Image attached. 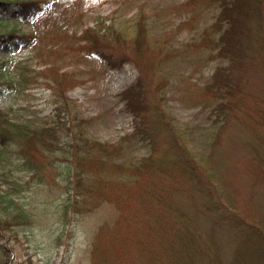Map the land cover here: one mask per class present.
Listing matches in <instances>:
<instances>
[{"label": "trees", "instance_id": "1", "mask_svg": "<svg viewBox=\"0 0 264 264\" xmlns=\"http://www.w3.org/2000/svg\"><path fill=\"white\" fill-rule=\"evenodd\" d=\"M213 5L220 10L210 29L218 35L205 31L209 38L196 46L207 48L209 58L227 56L229 63L215 69L201 93L214 100L222 117L246 129L257 146L241 163L242 197L225 186L213 151L194 152L188 130L167 110L165 36H149L155 33L141 5L130 30L98 18L79 39L83 53L97 55L109 66L129 62L135 67V82L121 92L133 115L130 134L115 143L89 137L88 120L68 117L73 102L62 92L53 93V116L37 126L0 107V154L8 153L12 169L29 174L21 182L11 178V168L0 170V180L7 184L0 193V264H8L10 255L1 240L14 236L13 230H26L39 215L12 195L29 183L72 193L60 210L64 222L72 214H99L87 250L90 264H264V101L235 78L232 63L240 57L232 54L227 40L237 30L236 21L245 19L254 33L243 57L258 61L264 72V0H188L174 9H190L194 19ZM40 9L39 0H0V49L29 44L34 34L18 24ZM7 56L0 60V88L20 91L32 79L25 70L12 77ZM60 81L69 86L72 79ZM130 137L144 140L150 152L127 161ZM201 217L209 223L205 233L198 224ZM222 226L232 231L226 261L218 236Z\"/></svg>", "mask_w": 264, "mask_h": 264}, {"label": "rangeland", "instance_id": "2", "mask_svg": "<svg viewBox=\"0 0 264 264\" xmlns=\"http://www.w3.org/2000/svg\"><path fill=\"white\" fill-rule=\"evenodd\" d=\"M186 1L39 0L41 9L18 24L24 31L33 33L34 38L21 48L4 45L0 49V60L6 59L7 55L10 57V68L14 70L12 77L25 70L23 73L32 80L20 91L18 88L8 91L0 88V107L11 112L18 121L37 126L53 116V93L62 92L73 102L68 117L75 115L88 120L86 133L89 137L115 143L123 135L130 134L133 115L125 109L121 92L135 82V67L129 62L109 66L97 55L83 53L79 39L83 30L94 26L98 18L105 21L103 24L113 22L115 27L124 26L130 30L138 17V8L143 5L153 27L152 33H155L149 36H165L168 63L162 73L168 81L165 88L167 110L180 128L188 130L189 145L194 152L213 151L214 158L219 159L225 186L241 198L243 188L238 186L241 163L257 146L246 129L236 121L222 117L214 100L201 93L215 69L227 67L229 63L227 56L209 58L207 48L196 46L203 43L201 39L209 38L205 31L211 32L210 25L220 8L217 5L206 7L198 18L191 19L190 9H174ZM236 24L237 30L227 39L231 42L232 54L240 57L232 63L233 74L257 100L264 101V72L258 61L243 57L244 47L250 42L248 37L254 32L245 19L237 20ZM10 26L11 23L6 24V28ZM211 35L216 37L218 31H212ZM69 79H72L69 86L60 81ZM130 138L132 140L125 148L127 161L137 160L150 152V145L144 140ZM7 154H0V170L12 166ZM28 175L15 169L11 172V178L21 182ZM29 184H24L12 195L25 206H34L39 215L33 218V228L31 225L26 230H13L10 233L14 236L1 240L10 252L5 259L8 264H90L87 250L100 222L99 214L70 216L69 212L70 218L64 222L60 210L72 193L49 192L46 187L43 189L35 184L29 187ZM5 187L7 184L0 180V193ZM44 190L50 193L49 196ZM198 224L203 233L207 232L209 223L204 218L201 217ZM218 236L226 261L232 245V231L222 226Z\"/></svg>", "mask_w": 264, "mask_h": 264}]
</instances>
